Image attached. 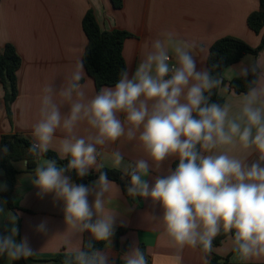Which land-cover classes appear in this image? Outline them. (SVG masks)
Masks as SVG:
<instances>
[{
    "label": "clouds",
    "instance_id": "obj_1",
    "mask_svg": "<svg viewBox=\"0 0 264 264\" xmlns=\"http://www.w3.org/2000/svg\"><path fill=\"white\" fill-rule=\"evenodd\" d=\"M206 51L203 40L165 29L147 42L134 69L119 72L114 86L90 94L77 59L63 82L42 87L27 149L36 166L27 183L39 200L51 198L64 228L54 230L50 217L31 227L58 237L61 264H149L139 242L118 256L111 251L138 198L152 205L157 239L172 250L175 264H183L186 250L211 264L218 237L236 264H264V57L231 66L244 88L237 93L217 71L222 60L198 61ZM214 93L225 96L223 102L214 101ZM121 140L135 142L143 154L126 159ZM50 150L67 162L44 158ZM105 153L123 187L104 170ZM10 154L0 143V160ZM93 172L96 178L86 179ZM9 191L0 179V257L18 261L37 250L20 233L23 213L9 207ZM15 192L11 202L22 207L23 184L16 183Z\"/></svg>",
    "mask_w": 264,
    "mask_h": 264
},
{
    "label": "crops",
    "instance_id": "obj_2",
    "mask_svg": "<svg viewBox=\"0 0 264 264\" xmlns=\"http://www.w3.org/2000/svg\"><path fill=\"white\" fill-rule=\"evenodd\" d=\"M259 6L260 0H123V6L116 9L111 0H0V48L7 44L13 45L22 61L17 71L18 96L11 104L10 117L7 115L5 92L0 82V142L3 135H19L31 142V125L37 119L38 95L42 87L51 81L60 84L72 71L75 61L83 60L88 43L83 19L89 10H93L102 30H120L131 34L125 40L123 56L126 67L134 69L147 42L165 29L174 30L185 38L203 40L207 51L198 53V61L202 64H207L211 46L226 36L240 38L250 46L258 47L262 35L249 28L247 19ZM258 57H264V50L258 56L248 55L242 60ZM231 66L223 72L228 86L233 79L229 71ZM85 72L84 83L91 94L98 89L86 69ZM221 96L225 99V96ZM81 134H84L83 131ZM118 146L126 159L143 154L135 142L121 140ZM103 162L105 168L113 169L107 153ZM17 163L20 165L16 166ZM17 163V183L23 184L24 192L28 195L22 207L19 200L13 203L15 210L23 213L19 221L20 233L29 235L37 251L35 255L16 263L0 257V264H54L53 259L63 253V249L57 251L58 237L40 236L33 232L31 226L41 217H50L53 229L62 231V213L53 206L50 197L44 200L35 197L36 189L27 183L30 174L26 170L27 166L23 161ZM0 171L3 172L0 179H4L5 173ZM115 183L123 187L122 183ZM15 195L14 189L13 197ZM151 210L150 203L138 198L137 210L128 218L129 225L117 229L111 251L118 256L130 244L139 242L149 258V264H175L172 250L157 239L158 229L150 219ZM214 247L216 251L212 254L227 264H236L223 242ZM200 255L199 251L186 250L183 264H201Z\"/></svg>",
    "mask_w": 264,
    "mask_h": 264
},
{
    "label": "trees",
    "instance_id": "obj_3",
    "mask_svg": "<svg viewBox=\"0 0 264 264\" xmlns=\"http://www.w3.org/2000/svg\"><path fill=\"white\" fill-rule=\"evenodd\" d=\"M111 2L116 9H120L123 6V0H111ZM247 23L253 32L262 35V40L258 47H252L240 38L226 36L218 39L210 48L207 64L211 65L222 60L220 68L217 69L222 75L227 67L242 61L248 55L258 56L264 50V0H260L259 9L248 16ZM83 29L88 40L83 55V63L87 74L93 78L98 90L104 86H114L118 80L119 72L126 68L123 46L125 40L131 34L120 30H102L93 10H89L86 13L83 19ZM21 62V57L13 45L7 44L4 48H0V82L4 88V99L9 117L11 104L18 96L17 71L21 66ZM239 84V81L232 79L229 82V87L239 93L244 91L243 86H237ZM212 99L219 102L224 100L219 93H214ZM0 143L7 144L11 149V154L0 160V170L4 171V179L10 185V191L5 194L10 200L9 207L15 209V204L13 201L11 202L19 174L15 164L25 160L28 161L26 170L30 172L36 166V162L27 151L31 143L27 138L19 135H3ZM45 158H55L61 164L67 162L59 160L57 153L52 150L45 154ZM104 170L108 171L109 179L122 183L119 171L109 168ZM96 176L97 173L93 172L86 179H95ZM223 239V237H218L214 241V245H219ZM97 247L102 249L103 244H99ZM141 248L144 250L143 247ZM62 258L63 253L58 254L53 259L54 264H61ZM210 260L211 264H227L226 261H222L220 257L214 254L211 255Z\"/></svg>",
    "mask_w": 264,
    "mask_h": 264
},
{
    "label": "rangeland",
    "instance_id": "obj_4",
    "mask_svg": "<svg viewBox=\"0 0 264 264\" xmlns=\"http://www.w3.org/2000/svg\"><path fill=\"white\" fill-rule=\"evenodd\" d=\"M18 164L20 165V163H17L16 166H17Z\"/></svg>",
    "mask_w": 264,
    "mask_h": 264
}]
</instances>
